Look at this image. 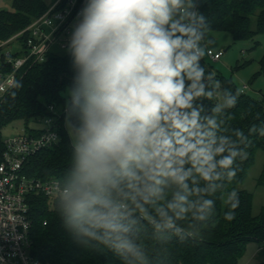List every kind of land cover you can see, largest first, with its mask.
<instances>
[{
  "label": "clouds",
  "instance_id": "obj_1",
  "mask_svg": "<svg viewBox=\"0 0 264 264\" xmlns=\"http://www.w3.org/2000/svg\"><path fill=\"white\" fill-rule=\"evenodd\" d=\"M198 5L82 0L70 25L64 115L74 139L60 204L78 236L124 258L146 259L125 235L114 192L145 210L152 205L154 230L181 240L188 231L181 222L203 227L217 194L228 208L225 220H234L239 207L238 191L228 188L247 140L228 124L239 93L225 90L222 102L205 110L216 89L201 63L208 22ZM259 132L264 135V127Z\"/></svg>",
  "mask_w": 264,
  "mask_h": 264
},
{
  "label": "trees",
  "instance_id": "obj_2",
  "mask_svg": "<svg viewBox=\"0 0 264 264\" xmlns=\"http://www.w3.org/2000/svg\"><path fill=\"white\" fill-rule=\"evenodd\" d=\"M53 0H51L52 2ZM13 8H0V41L9 38L41 15L51 2L46 0H11ZM199 11L208 22L207 35L213 30L229 31L235 39L252 37L264 32V0H199ZM25 36L21 37V41ZM205 37V39H206ZM201 63L212 77L209 87H215L212 100H204L205 110L210 111L217 102H222L225 90L239 93L235 108L229 109L230 128L241 129L247 140L240 145L242 158H237L238 168L235 179L228 185L239 193V207L232 221L224 219L228 211L217 197L214 215L202 227L182 221L188 229L185 239L170 231L157 232L151 218L155 216L152 205L137 207L124 193H113L120 206L122 223L129 231L125 235L144 253L146 259L118 256L109 247L95 240L78 236L66 223V215L60 204V197L50 200L44 195H33L30 199L32 217V253L46 264H239L247 245L264 240V210L253 212V193L239 188L254 162L258 149L264 148V97L255 98L238 89L231 77H227L203 57ZM260 72L264 73V55L260 61ZM71 79L70 61L65 48L50 50L43 61L29 62L18 73L16 83L0 98V162L4 151V127L15 119H22L25 129L37 132L31 123L52 114L49 108L54 104L58 109L67 98L66 87ZM219 82L216 86L215 82ZM15 96H12V93ZM227 120V114H219ZM63 121V117L61 119ZM255 126L256 131H253ZM61 138L53 146H47L29 156L24 170L37 177H57L64 185L71 174L72 140L66 126L60 127ZM228 134V133H226ZM258 184H264V168L258 177ZM191 186V184H190ZM125 191H128L125 189ZM166 192L170 190L166 189ZM124 204V205H122ZM47 221L44 224V221ZM257 264H264V259Z\"/></svg>",
  "mask_w": 264,
  "mask_h": 264
},
{
  "label": "built area",
  "instance_id": "obj_3",
  "mask_svg": "<svg viewBox=\"0 0 264 264\" xmlns=\"http://www.w3.org/2000/svg\"><path fill=\"white\" fill-rule=\"evenodd\" d=\"M81 6L82 0H53L26 27L0 41V98L14 87L18 73L27 63L45 60L54 48H65L70 25ZM206 50L213 60L224 53L210 46ZM49 108L53 113L40 120L44 126L38 127L37 132L25 129L4 138L0 162V264H46L31 251L30 199L33 195L59 198L66 185L57 177L29 175L24 162L61 138L59 129L66 126L64 106L58 109L52 104ZM259 250H264V240Z\"/></svg>",
  "mask_w": 264,
  "mask_h": 264
},
{
  "label": "rangeland",
  "instance_id": "obj_4",
  "mask_svg": "<svg viewBox=\"0 0 264 264\" xmlns=\"http://www.w3.org/2000/svg\"><path fill=\"white\" fill-rule=\"evenodd\" d=\"M46 2L49 3L51 0H46ZM0 8L12 9L11 0H0ZM204 45V57L214 70L231 77L238 89L244 90L248 95L255 98L264 97V73L260 72V61L264 55V32L252 37L235 39L229 31L213 30L207 35ZM207 46L215 50H224V53L218 60H213L207 54ZM31 125L43 127L44 122L31 123ZM25 128L22 119H15L4 127L3 136L11 137L24 131ZM70 137L71 140L74 139V136ZM263 168L264 148H260L255 154L254 162L248 168L244 181L238 185L239 188H245L253 193L254 214H259L264 210V184H258L257 181ZM259 253H261L259 243L250 242L239 264H257L259 259L256 255Z\"/></svg>",
  "mask_w": 264,
  "mask_h": 264
},
{
  "label": "crops",
  "instance_id": "obj_5",
  "mask_svg": "<svg viewBox=\"0 0 264 264\" xmlns=\"http://www.w3.org/2000/svg\"><path fill=\"white\" fill-rule=\"evenodd\" d=\"M260 251H261V253H259V254L256 255V257L259 259V261H261V260L264 259V251L263 250H260Z\"/></svg>",
  "mask_w": 264,
  "mask_h": 264
}]
</instances>
